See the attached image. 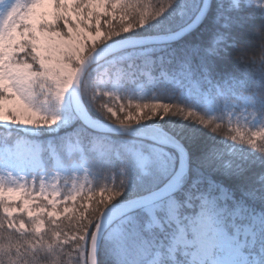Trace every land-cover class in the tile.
Instances as JSON below:
<instances>
[{
	"label": "snow or ice",
	"instance_id": "snow-or-ice-1",
	"mask_svg": "<svg viewBox=\"0 0 264 264\" xmlns=\"http://www.w3.org/2000/svg\"><path fill=\"white\" fill-rule=\"evenodd\" d=\"M261 41L264 0H0V125L61 130H4L0 264H264Z\"/></svg>",
	"mask_w": 264,
	"mask_h": 264
},
{
	"label": "trees",
	"instance_id": "trees-1",
	"mask_svg": "<svg viewBox=\"0 0 264 264\" xmlns=\"http://www.w3.org/2000/svg\"><path fill=\"white\" fill-rule=\"evenodd\" d=\"M163 23H171L175 24L174 20H169V18L166 16L163 20ZM213 28V25L209 21L205 25L202 26V28H199L191 33L188 34L187 37L180 39L176 43H173V48H175L177 51L184 49L188 45H193L196 43H204L207 39V37L210 35V32ZM151 26L146 29V31H151ZM234 71H242V67L239 65H235L233 67ZM1 129V128H0ZM61 130L58 128L55 133L50 134L51 140L58 132ZM29 138L35 137L36 139L40 140L41 143L44 144L47 135L43 133V135H35V134H26ZM98 257V264H115L114 259V253L109 245L104 244L101 245L97 254Z\"/></svg>",
	"mask_w": 264,
	"mask_h": 264
},
{
	"label": "rangeland",
	"instance_id": "rangeland-1",
	"mask_svg": "<svg viewBox=\"0 0 264 264\" xmlns=\"http://www.w3.org/2000/svg\"><path fill=\"white\" fill-rule=\"evenodd\" d=\"M3 130H7L13 133V135H23L24 136V132L29 133V134H52L55 132V130L57 128H54L53 130L49 131L47 129H33L30 131H26L24 128L20 127V126H15V125H0ZM32 142L34 143H39V141L32 139ZM49 142V139L47 140V143ZM45 143V144H47ZM8 145L5 144V141L3 139V137H0V173H3L5 170H11L13 173H19V174H24V173H28L31 171V169L29 167H27L26 164H22L21 162L15 160V159H8L5 155V148ZM82 175V174H81ZM91 178V177H90ZM55 182V181H53ZM62 183V182H61ZM218 261L220 262V264H229L230 261V256L227 252L226 249H222L221 253L218 255L217 257Z\"/></svg>",
	"mask_w": 264,
	"mask_h": 264
},
{
	"label": "clouds",
	"instance_id": "clouds-1",
	"mask_svg": "<svg viewBox=\"0 0 264 264\" xmlns=\"http://www.w3.org/2000/svg\"><path fill=\"white\" fill-rule=\"evenodd\" d=\"M260 45H261L260 47L254 49L252 52H250L245 59L250 60L252 57H256L257 59H259L262 51H264V41H261Z\"/></svg>",
	"mask_w": 264,
	"mask_h": 264
},
{
	"label": "water",
	"instance_id": "water-1",
	"mask_svg": "<svg viewBox=\"0 0 264 264\" xmlns=\"http://www.w3.org/2000/svg\"><path fill=\"white\" fill-rule=\"evenodd\" d=\"M187 34H188V33H187ZM185 35H186V34H185ZM185 35H184V36H185ZM182 37H183V36H182ZM180 38H181V37H180Z\"/></svg>",
	"mask_w": 264,
	"mask_h": 264
}]
</instances>
